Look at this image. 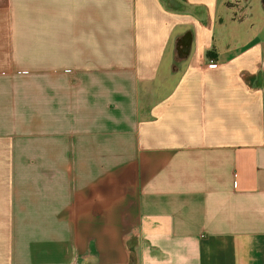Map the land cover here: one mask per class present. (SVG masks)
Segmentation results:
<instances>
[{"label":"crops","instance_id":"1","mask_svg":"<svg viewBox=\"0 0 264 264\" xmlns=\"http://www.w3.org/2000/svg\"><path fill=\"white\" fill-rule=\"evenodd\" d=\"M0 264H264L260 0H0Z\"/></svg>","mask_w":264,"mask_h":264},{"label":"water","instance_id":"2","mask_svg":"<svg viewBox=\"0 0 264 264\" xmlns=\"http://www.w3.org/2000/svg\"><path fill=\"white\" fill-rule=\"evenodd\" d=\"M262 8L264 9V0H260ZM192 33L186 32L175 39L174 42V65L173 70L178 71V65L184 62L190 55L192 47Z\"/></svg>","mask_w":264,"mask_h":264},{"label":"built area","instance_id":"3","mask_svg":"<svg viewBox=\"0 0 264 264\" xmlns=\"http://www.w3.org/2000/svg\"><path fill=\"white\" fill-rule=\"evenodd\" d=\"M211 64L215 63L214 61H210Z\"/></svg>","mask_w":264,"mask_h":264}]
</instances>
